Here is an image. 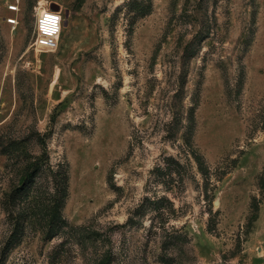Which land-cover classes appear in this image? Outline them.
<instances>
[{"label": "rangeland", "instance_id": "rangeland-1", "mask_svg": "<svg viewBox=\"0 0 264 264\" xmlns=\"http://www.w3.org/2000/svg\"><path fill=\"white\" fill-rule=\"evenodd\" d=\"M105 256L264 264V0H0V264Z\"/></svg>", "mask_w": 264, "mask_h": 264}, {"label": "built area", "instance_id": "built-area-1", "mask_svg": "<svg viewBox=\"0 0 264 264\" xmlns=\"http://www.w3.org/2000/svg\"><path fill=\"white\" fill-rule=\"evenodd\" d=\"M13 8V7H12ZM17 10L18 8L14 6ZM63 16L52 8L41 10L38 14L34 46L38 49L56 50L62 34Z\"/></svg>", "mask_w": 264, "mask_h": 264}, {"label": "trees", "instance_id": "trees-1", "mask_svg": "<svg viewBox=\"0 0 264 264\" xmlns=\"http://www.w3.org/2000/svg\"><path fill=\"white\" fill-rule=\"evenodd\" d=\"M196 157H197L198 162L201 164V159L198 156H196ZM60 173H61L60 174V176H61V188H60V190H62V192H61L62 194L60 196H58V198L56 199L55 205H54L53 210H52L53 220H55L59 226H61V222L63 221L61 214H60V206L64 201L65 195H67L66 192H67V184H68L67 173L65 171L60 172ZM163 202H164V198L155 201L154 204L158 205V204L163 203ZM158 209H160V207H158ZM97 264H111L110 256L103 257Z\"/></svg>", "mask_w": 264, "mask_h": 264}, {"label": "bare ground", "instance_id": "bare-ground-1", "mask_svg": "<svg viewBox=\"0 0 264 264\" xmlns=\"http://www.w3.org/2000/svg\"><path fill=\"white\" fill-rule=\"evenodd\" d=\"M11 9H15L14 7L13 8H11ZM46 9V8H45ZM42 10H44V9H42Z\"/></svg>", "mask_w": 264, "mask_h": 264}, {"label": "water", "instance_id": "water-1", "mask_svg": "<svg viewBox=\"0 0 264 264\" xmlns=\"http://www.w3.org/2000/svg\"><path fill=\"white\" fill-rule=\"evenodd\" d=\"M58 9V8H57Z\"/></svg>", "mask_w": 264, "mask_h": 264}]
</instances>
